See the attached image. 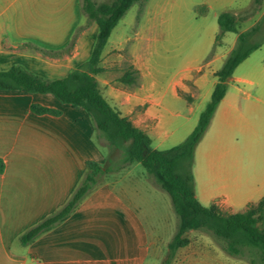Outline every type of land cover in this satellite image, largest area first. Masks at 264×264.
Returning <instances> with one entry per match:
<instances>
[{"label":"crops","instance_id":"crops-1","mask_svg":"<svg viewBox=\"0 0 264 264\" xmlns=\"http://www.w3.org/2000/svg\"><path fill=\"white\" fill-rule=\"evenodd\" d=\"M81 5L82 0H0V71L20 66L52 81L85 63L98 26ZM108 51L96 79L110 105L148 134L155 149L183 142L210 101L217 71L204 90L192 88L185 76L164 94L148 78L140 86L115 88L104 78ZM251 54L235 69L197 146L205 145L213 157L208 189L214 185L218 194L195 191L196 197L229 214L244 212L253 202L251 191L264 185V135L245 125L247 107L239 103L250 100L253 89L264 90V70L242 69ZM183 96L188 101L179 109ZM258 100L264 105V97ZM32 105L61 114H35ZM88 160L105 165L107 155L84 109L52 94L0 90V264H148L152 246L167 234L164 216L171 206L156 184L148 188L131 177L133 164L103 181L63 223L28 245L20 243L25 232L66 204ZM194 179L196 186L202 182L200 170Z\"/></svg>","mask_w":264,"mask_h":264},{"label":"trees","instance_id":"trees-1","mask_svg":"<svg viewBox=\"0 0 264 264\" xmlns=\"http://www.w3.org/2000/svg\"><path fill=\"white\" fill-rule=\"evenodd\" d=\"M146 1L112 0L109 3H97L94 0H82L83 12L98 26L95 45L90 58L61 79L45 80L20 66L0 71V90L52 94L62 104L84 109L94 125L95 133L109 147L117 148L121 144H127L123 156L114 163V169L88 160L86 174L66 204L25 232L20 237V243L28 245L67 220L82 201L103 182L101 179L108 177L115 169L119 171L139 163L153 177L156 185L169 195L179 220L176 233L167 245V260L164 264H170L178 250L189 246L190 239L187 234L190 231L202 229L222 239L225 242L224 249L230 255H239L243 248L248 247L257 249L264 258V197L258 203L250 204L244 212L225 214L217 204L205 206L198 200L192 172L195 149L227 93L230 78L235 69L261 47V43L249 42V38L259 31L260 25L238 35L235 47L222 68L215 73L218 82L193 131L180 144L167 150H158L152 146V139L148 134L135 127L119 110L110 105L96 79L97 75L104 72L102 56L113 30L135 3ZM261 1L255 0V3L260 4ZM218 23L221 30L218 40L226 32L238 33V18L234 14H220ZM134 73V70L126 71L120 77V83H135ZM31 111L40 115L61 114L58 110L40 105H32ZM259 223L262 225L259 226Z\"/></svg>","mask_w":264,"mask_h":264},{"label":"rangeland","instance_id":"rangeland-1","mask_svg":"<svg viewBox=\"0 0 264 264\" xmlns=\"http://www.w3.org/2000/svg\"><path fill=\"white\" fill-rule=\"evenodd\" d=\"M111 1L97 0V3ZM203 8H206L205 12ZM224 12L238 18V33L226 32L218 40L221 35L218 17ZM256 25H260V29L249 38V42L261 43V47L252 52L251 61L242 67L243 70L253 65L264 70V0L260 4H256L255 0H147L135 3L115 27L105 47V50L109 49L104 57L109 69L104 78L115 88L125 87L127 84L120 83V77L126 71L134 70L135 86H140L148 78L149 83L153 82L156 86V92L164 94L171 90L174 82L185 76L191 80L192 88L201 85L204 90L215 79L214 72L222 68L235 47L238 35ZM262 80L264 83V77ZM251 94L250 100L239 98V103L247 107L248 121L245 125L252 132L264 135V105L258 100L264 97V90L261 92L255 88ZM166 99L169 100V95ZM187 101L188 98L183 96L179 109H183ZM95 140L106 152V165L114 169V163L123 156L127 144L109 147L97 133ZM176 143L170 142L160 150L170 149ZM194 154L193 176L194 170H200L202 181L196 186L194 179L195 191L199 195L203 192H207L208 196L218 194L217 190H213L214 185L211 190L208 189V182L213 179V174L209 172L213 171V157L209 156L205 145L196 147ZM116 173L118 171L115 169L101 180L105 181ZM130 175L142 180L145 187L152 188L156 184L139 163L133 164ZM161 192L171 206L164 216L167 234L158 240L157 245L152 246L148 264H164L167 260V245L178 227L179 220L171 199L165 191ZM251 194L253 202L250 204L257 203L264 197V185L252 190ZM203 201L207 205L211 200ZM245 207L237 208V211H243ZM187 236L190 239L189 246L178 250L170 264H264V258L257 249L245 247L241 254L230 255L224 249L225 242L208 230L190 231Z\"/></svg>","mask_w":264,"mask_h":264}]
</instances>
